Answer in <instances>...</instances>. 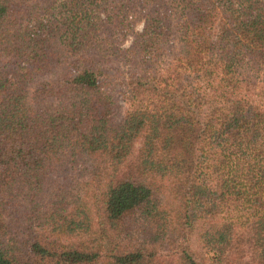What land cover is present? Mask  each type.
Returning <instances> with one entry per match:
<instances>
[{
  "label": "trees",
  "instance_id": "1",
  "mask_svg": "<svg viewBox=\"0 0 264 264\" xmlns=\"http://www.w3.org/2000/svg\"><path fill=\"white\" fill-rule=\"evenodd\" d=\"M0 264H264V0H0Z\"/></svg>",
  "mask_w": 264,
  "mask_h": 264
},
{
  "label": "rangeland",
  "instance_id": "2",
  "mask_svg": "<svg viewBox=\"0 0 264 264\" xmlns=\"http://www.w3.org/2000/svg\"><path fill=\"white\" fill-rule=\"evenodd\" d=\"M140 26H141V24L139 22H136L134 24V26H133V30L132 31L135 32V31L139 30ZM131 36L132 35L130 33V34H128L125 37V39L123 41V46H126V45L129 44V41L131 39ZM117 98H118V103H119V111H120V113H123V110L125 109L126 105H125V103L123 102L122 98L119 95H117Z\"/></svg>",
  "mask_w": 264,
  "mask_h": 264
}]
</instances>
